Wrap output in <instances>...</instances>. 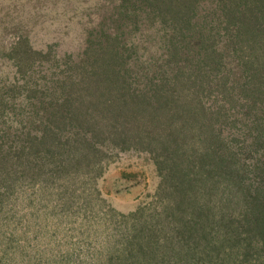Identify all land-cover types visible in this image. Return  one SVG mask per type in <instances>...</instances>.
I'll list each match as a JSON object with an SVG mask.
<instances>
[{
	"label": "trees",
	"instance_id": "obj_1",
	"mask_svg": "<svg viewBox=\"0 0 264 264\" xmlns=\"http://www.w3.org/2000/svg\"><path fill=\"white\" fill-rule=\"evenodd\" d=\"M0 264H264V0H11ZM152 167L121 211L97 179Z\"/></svg>",
	"mask_w": 264,
	"mask_h": 264
},
{
	"label": "rangeland",
	"instance_id": "obj_2",
	"mask_svg": "<svg viewBox=\"0 0 264 264\" xmlns=\"http://www.w3.org/2000/svg\"><path fill=\"white\" fill-rule=\"evenodd\" d=\"M16 3L0 0V14L13 12ZM131 154H120L97 179V187L104 199L116 209L127 211L148 200L155 183L152 167Z\"/></svg>",
	"mask_w": 264,
	"mask_h": 264
}]
</instances>
